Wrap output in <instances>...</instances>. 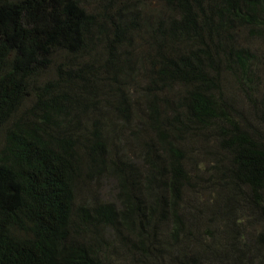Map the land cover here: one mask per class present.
<instances>
[{
    "label": "trees",
    "instance_id": "trees-1",
    "mask_svg": "<svg viewBox=\"0 0 264 264\" xmlns=\"http://www.w3.org/2000/svg\"><path fill=\"white\" fill-rule=\"evenodd\" d=\"M89 1L0 0V264H105L123 230L128 251L151 258L163 224L176 238L184 229L190 189L216 190L195 181L183 142L207 129L213 174L264 211V136L234 117L225 91L226 75L254 72L248 41L264 38V0H160L153 13L140 0ZM148 29L139 118L128 92L144 56L132 37ZM124 128L140 154L118 149ZM94 177L114 179V199L80 202Z\"/></svg>",
    "mask_w": 264,
    "mask_h": 264
},
{
    "label": "rangeland",
    "instance_id": "rangeland-1",
    "mask_svg": "<svg viewBox=\"0 0 264 264\" xmlns=\"http://www.w3.org/2000/svg\"><path fill=\"white\" fill-rule=\"evenodd\" d=\"M140 1V5L136 7L142 10L153 13L155 9H161L160 0ZM97 4V0H90V9L94 11ZM112 9L117 11L118 4H113ZM103 14L106 15V12H103ZM106 19L110 26L111 20ZM111 31L107 32L103 40H106L107 36L109 37ZM133 37L134 46L140 45L135 38L137 32H133ZM241 38L244 37L241 36ZM248 43L256 49L258 56L253 66L254 72L250 79H245L244 82L239 81L235 76L226 75L229 77L226 78L225 91L229 101L236 107V110H232L234 117L240 123L264 136V38L249 40ZM145 46L140 45L137 49L140 51V55L144 57L138 59L135 63V65L138 64L135 81L129 80V84L133 85L135 83V86L131 88V92L128 93L133 105L136 103L138 107H141V111H137L139 118L146 111L148 105L147 96L144 94L142 87V84L147 83V79L142 77V73L151 64V57H149L150 54ZM100 48L97 53L102 50L103 43L100 44ZM136 53L138 52L136 51ZM103 64L106 65L104 62ZM136 81H140V83ZM175 92L178 93L179 91L175 89ZM161 103L164 104V110L168 115L177 106L174 105V102L168 105L164 102ZM123 121L125 119L120 122ZM194 132L200 134L203 133V130L195 128ZM204 132L205 135L202 134L200 138L194 133L188 135L183 142L186 141L187 149L190 151L189 161L194 163L198 167L196 170L200 172L199 176L195 175V181H200L201 184L208 180L210 183L213 182L216 187L213 196L207 194L212 191L211 188H207L206 193L205 190H201L200 185H194L195 188L190 189L185 201L184 229L179 232L176 238L171 235V221L163 224V229L158 231L160 241L156 244L157 247L152 248L151 258L147 259L138 253L134 254L132 251H128L129 248L125 243H131L132 240L130 237L129 241L127 240L129 235L125 230L117 232L119 235L116 238L105 233L106 238H115L110 243V257H108L105 264H264V211L252 206L245 198V192L247 191L245 188L242 190H227L224 188L226 182L221 184L222 181L218 179L219 177L213 174L216 162L212 158L204 157L203 151L205 149L203 145L208 139L212 143L216 141V138L209 129ZM128 136H133V132L132 130L128 131V128H124V131H121V145H117V147L118 149L123 147L126 151H130L131 155H134L138 153V149L133 145H128ZM138 154L132 158L140 160ZM141 156L143 157L142 154ZM225 161L226 159L220 160L221 167L224 166ZM116 192L114 179L94 177L82 182L79 199L83 203L97 198L114 199ZM159 245L164 248L161 249Z\"/></svg>",
    "mask_w": 264,
    "mask_h": 264
},
{
    "label": "clouds",
    "instance_id": "clouds-1",
    "mask_svg": "<svg viewBox=\"0 0 264 264\" xmlns=\"http://www.w3.org/2000/svg\"><path fill=\"white\" fill-rule=\"evenodd\" d=\"M150 35V30H146L144 32H141L140 34H137V37H135L139 42L138 44L142 45V46H145L147 44V40H148V37ZM134 39V37H132ZM155 53V51H154ZM154 53H150V57L153 59V55Z\"/></svg>",
    "mask_w": 264,
    "mask_h": 264
}]
</instances>
